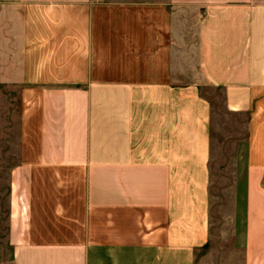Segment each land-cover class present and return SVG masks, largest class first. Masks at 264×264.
I'll list each match as a JSON object with an SVG mask.
<instances>
[{"label": "crops", "instance_id": "1", "mask_svg": "<svg viewBox=\"0 0 264 264\" xmlns=\"http://www.w3.org/2000/svg\"><path fill=\"white\" fill-rule=\"evenodd\" d=\"M205 88L245 116L239 242L264 264V0H0L8 263L194 264L210 233Z\"/></svg>", "mask_w": 264, "mask_h": 264}, {"label": "rangeland", "instance_id": "2", "mask_svg": "<svg viewBox=\"0 0 264 264\" xmlns=\"http://www.w3.org/2000/svg\"><path fill=\"white\" fill-rule=\"evenodd\" d=\"M212 100L210 153V233L207 246L195 255L194 264H243L239 242L243 220V187L236 180L244 172L242 153L246 138L245 116L228 112L220 89L203 90ZM6 110V109H5ZM8 131L0 141V264H9L12 249L6 242L8 169L15 162V102L9 105ZM3 260L5 262L3 263Z\"/></svg>", "mask_w": 264, "mask_h": 264}]
</instances>
